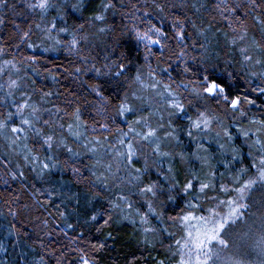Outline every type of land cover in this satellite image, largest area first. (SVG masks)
Wrapping results in <instances>:
<instances>
[{
	"label": "trees",
	"instance_id": "trees-1",
	"mask_svg": "<svg viewBox=\"0 0 264 264\" xmlns=\"http://www.w3.org/2000/svg\"><path fill=\"white\" fill-rule=\"evenodd\" d=\"M32 2L34 0H7L6 6H0V19L3 20L0 23V48L4 49L3 55H0V68L5 67L4 61L12 62L6 66V74L2 77L0 75V85H4L0 88V118L9 111L15 112L14 104L30 98L27 95L31 96L33 104L42 110L41 122L37 128L49 135L54 134L57 142L63 138L67 146L79 155H72L58 143L48 150L34 133H30L28 140L31 139L33 147L37 142L41 144L37 149L32 147L33 155L40 160L52 156V160L46 162L56 165L51 171L38 177L39 168L33 171L31 163L32 168L22 167V153L10 154L7 150L8 136L13 139L10 133L3 140L0 138V244L4 249L0 250V264H81L82 255L89 260V264H181L182 260L189 258L183 255L186 249L180 250L174 242L168 243L165 230L158 226L156 215H147V223L141 222L140 216L148 212V201L153 203L159 216H163L166 223L168 221L169 230H177L180 217L190 210L189 204H213L221 207L222 222L227 224L232 218H237L230 224L233 229L240 230L232 229L229 248L226 250L223 247L225 252L220 255L219 251L218 255H214L210 264H264V182L258 179L259 171L262 170L259 161L264 153L258 154L259 146L249 147L255 139L264 142L263 131L259 135H253L261 125L250 123L253 119L264 120V95L250 90L261 84L260 79L253 77L251 73L264 71V67L242 63L240 49L250 45L253 38L261 41L259 26L250 16L245 20V9L241 7L238 11L239 20L236 17L230 18L232 27H228V21L214 7L218 0H155L164 7L162 13L154 7L153 0H111L114 7L105 13V22L91 21V17L101 10V0H51L54 7L49 8L46 13L30 9L28 4ZM193 3L197 7L203 4L204 7L196 12L191 7ZM228 3L243 5L246 0H228ZM144 12L150 13V16L143 17ZM175 18L185 19L187 36L183 44L172 39V21ZM146 20L168 34V39L162 41L166 45L163 50L159 45H153L149 54L144 44L138 43L134 34L129 31L134 24L142 31L146 30ZM241 20H245L247 28L245 41L239 40V31H233V28L242 31ZM192 22L204 32L203 36L194 35ZM53 23L56 24L55 29L50 32L42 31L51 29ZM61 28H67L68 31L61 32ZM100 28H105L106 31L100 32ZM24 33H28V36L22 42ZM73 35L79 41L75 49L70 45ZM42 38L43 44L38 43ZM234 39L236 43L232 42ZM29 44L33 47L29 48ZM193 44L195 48L192 47ZM181 50L186 55L178 58L177 54ZM120 51H126L129 55V79L119 91L112 88L105 91L109 104L104 108L99 98L91 94L85 85V82L92 83L99 78L95 71L84 69H90L93 65L102 68L108 62L105 60L106 56L115 60ZM145 55H148L147 61L144 59ZM249 55L264 59V55L254 49L249 51ZM202 60L210 71L223 77L225 81L226 73L234 74L236 82L231 88L233 96L247 95L249 99L256 101L254 106L244 105L248 117L234 115L223 102L217 104L211 100H198L180 89L186 98V110L168 117L171 121L167 117L165 120L172 125L174 123L181 130L178 149L191 158L188 169L175 164L174 170L166 175L174 180L167 179L166 186L156 160L149 165L134 163L138 167H132L143 170L147 166L141 187L158 183L167 191L175 182L179 189L173 190L175 199L170 201L167 195H159L157 198L141 196L138 187L127 184L124 168L115 178L110 177L107 189L96 182V176L92 172L99 176L101 171L96 168L93 157L80 151L77 139L68 132V125L74 123V110L80 109L84 124L80 129L82 139H112L118 136V129L127 131L130 124L126 118L116 115V109L125 94L130 98L133 93L144 89L133 82L138 71L143 83L145 76L154 70L156 79L172 84L175 88L176 84L186 83L189 78L196 79L195 73L201 70ZM185 62L191 69L189 73L183 72ZM77 68L82 71L77 73ZM165 68L168 69L167 72L162 71ZM10 70V77L18 82L19 88L13 89V94L8 96L6 75L9 77ZM46 93L51 95H45ZM138 102L143 106L145 104L143 99ZM131 104L133 105L130 102ZM143 106L140 107L144 108ZM163 106L156 107L157 111L164 109ZM198 110L222 119L223 127L219 128V132L226 151L220 148L213 154L209 153L204 147L206 143L198 141L202 136L201 130L194 129L191 137L187 134L188 118L196 119ZM144 111L148 113L151 110ZM166 111L169 113V110ZM44 121L49 123L45 124ZM104 124L111 131L102 128L101 125ZM226 126L231 130L230 142L223 134ZM236 130H249L250 138H235ZM187 139L194 141V151H185L183 142ZM24 143L18 141L11 146L17 148ZM231 147L239 149L238 159H233ZM73 169H79V172H74ZM17 171L25 173L23 180L11 179V174ZM193 176L198 177V180H194L191 192L185 194L183 186ZM248 180H257V183L244 193L239 202L236 189L243 187ZM201 182L210 183L211 187L200 193L198 188ZM225 188L230 190L228 194H223L222 190ZM121 194L129 197V202L133 205L131 209L126 205L122 206L123 211L112 207L110 202H119L117 197ZM229 201L238 206L232 216L225 213ZM10 210L17 215L13 217ZM92 215L97 216L96 221L91 220ZM105 220L109 222L105 224ZM68 225L73 227L69 228ZM10 230L14 232L13 235H9Z\"/></svg>",
	"mask_w": 264,
	"mask_h": 264
},
{
	"label": "snow or ice",
	"instance_id": "snow-or-ice-1",
	"mask_svg": "<svg viewBox=\"0 0 264 264\" xmlns=\"http://www.w3.org/2000/svg\"><path fill=\"white\" fill-rule=\"evenodd\" d=\"M7 0H0V6H6ZM154 7L159 12H164V7L156 3L155 0H153ZM28 7L30 9H39L42 13H46L49 8L54 7V5L51 3V0H34V2L29 3ZM75 7V6H74ZM100 12L99 14L94 15L91 17V21L93 22H105L106 16L105 13L108 12L110 9L114 7V5L111 3V0H108V2H104V0H101L100 4ZM192 8L196 10V12L200 11L201 7H204L203 4L200 5V7H197L195 3L191 5ZM216 11L220 14V16L228 21V27H232V20L231 17H236L239 20V17L237 16L238 11L243 7L245 9L244 17L245 20L250 16L251 19L255 22L256 25L259 26V30L261 33V41L255 40V38L252 39L249 47H244L240 49V53L243 56V64L244 65H260L264 67V59L257 58L254 55H249V51L254 49L257 52H259L261 55H264V0H246V3L241 5L240 3L235 4H229L228 0H218L217 3L214 5ZM134 15V14H133ZM150 16V13L144 12L143 17ZM166 18V17H165ZM137 19H143L142 17H137ZM245 20H241V29L242 31L233 28L234 32L239 31V40L245 41L247 39V28L245 25ZM0 23H3V20L0 19ZM145 23L148 25L146 30H141L138 25H133L129 31L134 34V37L138 43H143L145 49L149 54H151V46L152 45H159L161 47V50H163L166 45L162 42L163 40L168 39V34L164 32L160 27H157L155 24H152L150 20H146ZM192 28L195 29L194 35L197 36H203L204 32L200 31V29L197 27L195 22H192ZM37 27H40L37 25ZM56 28V24L53 23L51 26V29H42V31H48L50 32L52 29ZM81 28H83V25H81ZM172 28L174 29V33L172 36V39H175L180 44H183V42L186 39L187 33L185 30V19L175 18L172 21ZM61 32H67V28H61L59 29ZM100 32L106 31L105 28H100ZM28 36V33H24L21 37V41L23 42L24 38ZM83 39V37L81 38ZM233 43H236V40L234 39L232 41ZM59 43V41H57ZM79 41L76 39L75 35H73V39L70 41V45L72 49H75ZM29 48L33 47V45L29 44ZM193 48H195V44L192 45ZM49 49H45V51H48ZM115 51V49L113 50ZM4 49L0 48V55H3ZM186 55V52L184 50H181L178 54V58H183ZM145 61L148 60V55H145L144 57ZM192 59H195L193 57ZM105 60L108 62L105 63L102 68H96L95 65L92 66L90 69H84L85 71H95L96 77L99 78L95 80L92 83L85 82L86 87L88 88L89 92L91 94H94L96 97L99 98L100 104L102 107L107 108L109 104V99L104 95L105 91L108 88H112L114 90L119 91L122 84L126 82L129 77L127 76V63L130 62L129 55L126 51H120L119 55L116 57L115 60L110 59L109 57H105ZM87 61L85 60V63ZM11 61H4L5 67L11 64ZM186 66L183 68L184 73H189L191 71L190 67ZM14 67V65H12ZM215 66L213 65L212 68ZM82 69L77 68L76 72L80 73ZM162 71L167 72L168 69L165 68ZM6 72L4 71V68H0V75H5ZM253 77L259 78L261 81V84L256 85L255 87H252L250 90L252 92H257L258 94L264 95V71H261L259 73L253 72L251 73ZM149 76L152 78V82L148 85H145L143 83V80L141 78V75L138 71L137 75L134 77L133 82L138 83L141 85V87H151L155 92L156 95L159 96L163 102L164 105H166V110H169V116H175L180 113H184L186 110V105L184 100L186 99L183 95L180 89H183L184 92H187L190 96L194 97L198 100H211L219 104L220 102L225 103L228 108L231 109L232 113L238 114L241 118H247L248 112L245 109L244 105L248 106H254L256 101L253 99H249L247 95L241 96L240 94H237L233 96L231 94V88L236 82V78L233 73H226L227 81L221 76H217L214 74V72L209 70V67L204 61H201V70L195 73L196 79L193 80L189 78L188 82H181L180 84H176V87L173 88L172 84L165 83L162 80H158L155 78L154 70L149 72ZM171 79V77H169ZM248 83H251L250 81H247ZM175 83V81H173ZM4 85H0V88H3ZM9 91L7 93L8 96H11L12 90L19 88V84L16 80H10L7 85ZM45 95H51V93H46ZM133 96L136 99H139L140 97L137 96L135 93H133ZM188 103H191V101H188ZM15 112H7L5 114H2V118H0V134H7L10 132L12 134V143L16 144L18 141H24V156L23 159L26 164L31 163L33 168V171H36L37 168H39V172L37 173L38 177H42L46 172L51 171V168L56 167L55 163H52L51 165L46 161H51L52 156H47L45 160H40V158L36 155H33V150L28 147L26 141L29 139V134L34 133L37 138H39L42 141V146H46L48 150H51L54 146V144H57L59 146H63L66 151L69 153H72L74 156H78L79 153L73 152V149L68 147L65 143L64 139L61 138L58 142L54 140V134L49 135L47 133L42 132L40 128H37L36 125L41 122V108L36 106L35 104L30 103V98L24 99L22 103H15ZM45 111H48L45 109ZM136 109L130 105L129 97L127 93L124 96V99L121 101L119 106L116 109V115L120 117H124L127 113L135 112ZM74 116V123L68 125V132L70 135L75 137V139L80 140L83 133L80 131L84 127L83 121L81 120V114L80 109L76 108L73 113ZM18 118V123H15V121ZM189 128L187 134L191 137L193 136V130H207L209 129L210 125L212 124L215 117H211L210 114H207L206 112H201L198 110V115L196 119H193L192 117H189ZM45 124H48V121H44ZM250 123L252 124H259L261 125V128L257 129V133H253V135H256L260 133L261 131H264V120H250ZM140 127L141 130H137V127ZM60 128H63V125L59 126ZM102 128L111 131L108 128L107 124L101 125ZM163 127V125H159L158 127H152L148 119L145 117H141L138 120L133 121L131 124L128 125V131L124 132L123 130L118 129V139L116 143L119 147H114L113 145L109 144L108 147L111 148V155L114 157V161L116 164L117 171L121 167H123L126 170V176H127V184L132 185L135 187H138L139 194L141 196H150L152 198H157L159 195H167L168 199L174 200L175 196L173 195V190L176 189L179 191V189L176 188L175 182H173L170 187L165 191L162 186H160L158 183H150L146 186L141 187L140 184L142 183V176L145 172H147V166L142 170L139 168H132V165L134 163L135 158H137V152H138V145L141 141L148 143L149 145H155L152 149L153 153L158 157H166L169 156V153L163 152L161 150V138L158 136V130L159 128ZM168 127L171 129L167 132V138L168 139H178V137L175 135L176 130L172 128L171 124L168 125ZM224 137L227 138V140L230 142L232 140V136L230 132L225 128L224 130ZM219 135V133L217 134ZM242 135L246 138H250L249 130H243ZM130 137V138H129ZM105 141L100 140H93L89 141L88 144H85L84 147L88 149L89 152L96 154L97 147H89L90 144H95L99 148L104 147ZM259 146L257 151L259 153H264V142H262L261 139H255L252 141V143L249 145L250 149L253 147ZM219 147L222 150H225V145L220 144ZM231 151L234 153L233 159L239 158V149L235 147H231ZM251 154V153H250ZM200 157H198L199 159ZM181 159H183V156H181ZM97 164L100 163V160L96 161ZM262 170L259 171V177L258 179L262 182H264V156H261V159L259 161ZM7 167V166H5ZM113 164L109 163L105 166V170L108 173V175H105L104 173H101V175L97 176L96 172H92L93 176H96V182H99L104 188H108V181L110 177L115 178L116 173L112 172ZM74 172H79V169H73ZM169 173H171V169H169ZM23 180L25 178V173L23 171H17L11 174L12 180L17 179ZM166 179H172L170 175L166 177ZM194 180H198V177L193 176V179H189L187 183L183 186V192L185 194H189L191 190L194 188ZM257 180H248L243 187L236 189V191L240 194L241 197H243L244 193L254 187L256 185ZM119 187V185H117ZM211 187L210 183H199L198 191L200 193H203L206 189H209ZM49 195L51 193L49 192ZM99 195V194H97ZM95 198V197H94ZM117 200L119 202H110L112 203V207L114 209H121L123 211V205H126L127 208L131 209L133 205L129 202V197L121 194L117 197ZM230 205H233L232 210L230 213L235 212L236 206L233 201L228 202ZM189 207H194V205L189 204ZM147 208L148 212L145 213V215L140 216L142 223H147L146 216L147 215H158V213L154 210L153 203L151 201L147 202ZM10 214L15 217L17 213L15 211L10 210ZM63 215V214H61ZM137 215H140L139 212H137ZM127 218V217H125ZM111 217H109V220ZM183 220L188 221L190 219H194V217L189 215H185L182 217ZM200 219H203L202 217ZM92 221L97 220L96 215L91 216ZM109 220H105L104 223L107 224ZM69 228L73 227V225H68ZM13 228H15V225H13ZM219 229L223 228V222L219 223V225H216L212 227L211 229H206L203 239L200 238V236L196 237V247L203 252L204 259H200L199 256H197L196 264H208V260L210 259V256L208 255V252L204 251L206 245L216 237L217 231ZM146 231H152L151 229H146ZM13 231H9V235H13ZM189 237H191L192 233H188ZM180 244V241H177V245ZM184 247H187V245H184ZM0 250L3 249V245L0 244ZM81 264H89V260L86 259L83 255L80 257ZM181 264H192L191 257L189 256L188 260H182Z\"/></svg>",
	"mask_w": 264,
	"mask_h": 264
},
{
	"label": "rangeland",
	"instance_id": "rangeland-1",
	"mask_svg": "<svg viewBox=\"0 0 264 264\" xmlns=\"http://www.w3.org/2000/svg\"><path fill=\"white\" fill-rule=\"evenodd\" d=\"M41 40V39H40ZM44 39L42 38L41 41H38V43L43 44ZM153 46V45H152ZM247 46V45H246ZM249 47V45L247 46ZM253 50V49H252ZM250 50V52L252 51ZM9 66V65H8ZM257 66V65H256ZM260 67V66H258ZM4 71L6 70V67H3ZM11 70L9 72V77L8 75H6V82L13 80L11 77ZM2 77V75H1ZM152 82V78L147 74L145 76V85H148ZM144 89H140L138 92H135V94L137 96H139V99H136L134 96H131L129 98V101L131 103H133V105L131 104V106H133L136 111L135 112H130L129 114L127 113L124 118H126V120L131 124L133 121L140 119L141 117H145L148 119L149 124L152 127H158L159 125H163V127L159 128L158 130V136L161 138L160 143H161V150L163 152H167L169 153V156L166 157H158L156 156L152 149L155 146L153 145H149L146 142L141 141L138 145V152H137V158H135L134 163L136 164H150L153 162V160H156V164L159 165V167L161 168V175H162V181L163 184L168 186V181L166 179V175L169 173V169L174 170L173 168L175 167V164H179L181 165V167L188 169L189 164L192 162L191 158L188 156V154H182L181 150H179V145H180V141H179V136L181 133V130L176 128V126L172 125L171 118L169 116V113H167L166 108L161 100V98L159 96L156 95V92L151 88V87H143ZM143 93V94H142ZM30 97V103L33 104V97ZM145 101L144 106L142 104H140L138 101L141 100ZM138 100V101H137ZM19 103L21 102L20 100L18 101ZM139 104H136V103ZM10 103H13V101H10ZM160 105H164V109H159V111H157L156 107L160 106ZM140 106H143L144 108H141ZM148 110L150 112L147 113V111L144 110ZM128 117H130L129 119H127ZM170 119V121L165 120V118ZM222 119L220 117L215 118L212 122V124L210 125L209 129L207 130H201V137L199 138V142H204L206 143V146H204L209 153H214L217 152L218 149H220L219 145L223 144L221 141V136H220V132H219V128L223 127L222 124ZM168 121V122H167ZM15 123H18V118L15 121ZM171 124L172 128H174L176 130L175 135L178 137V139H168L167 138V132L170 131L171 129L168 127V125ZM38 125V124H37ZM36 125V127H37ZM216 125V126H214ZM39 126V125H38ZM225 128H227V130L230 132L231 134V130L230 127H224L223 130H225ZM137 130H141L140 127H137ZM128 131V130H127ZM124 131V132H127ZM264 132V131H263ZM10 133V132H9ZM219 133V135H217ZM250 133V132H249ZM257 133V131H256ZM251 134V133H250ZM10 135L12 136V134L10 133ZM259 135V133L257 134ZM5 136V134L0 135L1 140H3V137ZM235 138L236 137H241L246 139V137H244L242 135V132H239L238 130H236V134H234ZM264 136V134H263ZM9 139H7L9 141V143H7L8 146H6L9 151V153H15L18 152V154H25L24 152V148L23 146H17V148L12 147V139L10 138V136H8ZM130 138V137H129ZM81 140H77L76 142L77 147L80 149V151L84 154L90 155L91 157H93L94 163L96 164V168L99 169V171H101V173L103 172L106 175V170H105V166L109 163L113 164V168H112V172L114 173H118L120 171H122L123 167H121L119 169V171H117L116 168V164L114 161V157L110 154L111 153V148L108 147L109 144L113 145L114 147H119L118 144L116 143L118 136L114 137V138H110V139H106L104 140V147L103 148H99L97 145L95 144H90L89 147H97V152L96 154H93L91 152L88 151L87 148L84 147L85 144H88L89 141H93L90 139L85 140L86 138ZM101 141V140H100ZM24 143V141H22ZM27 145L29 148L32 149L33 147V143L30 140H27ZM184 147H185V151L189 152L191 150L194 151V141L192 139H187L183 142ZM35 145V142H34ZM56 145V144H55ZM41 144L39 142L36 143V146L33 147L34 148H38L40 147ZM22 148V149H21ZM14 152H13V151ZM19 150V151H17ZM227 149L225 148V151ZM226 155V154H225ZM181 156H183V159H181ZM22 160V167H24L25 169L28 168H32V166L28 163L26 164L24 159L21 158ZM100 160V163L97 164L96 161ZM133 163L132 167H138L137 165H135ZM177 164V165H178ZM104 167V169H103ZM124 171L126 172V170L124 169ZM100 173V172H99ZM108 174V173H107ZM165 189V188H164ZM223 194H228L230 192V190L228 189H223L222 190ZM237 197V196H236ZM241 196L239 194V202H240ZM141 201V200H140ZM139 201V202H140ZM138 202V203H139ZM235 204V202H234ZM192 205V204H191ZM236 209L238 208L237 204H235ZM233 205H227L226 209H225V213L228 216H232L233 212H231ZM156 211V210H155ZM222 208L221 207H215L213 204H199V205H194V207H190V210H188L187 212H185V214H183L180 217V221L179 223H177L176 225V229L177 230H169L168 229V221L167 223L165 222V218H163V216H159L158 215H153L155 217H157V222H158V226H160L162 229L165 230V235H166V240L168 241V243H173L175 244V246H177L178 249L180 250H184L186 249V251H184L183 255L186 256H190L191 260H192V264H196V259L197 256L200 257V259H204V255L203 252H201L197 247H196V237L200 236L201 239H203L204 233L206 229H211L212 227L219 225V223H222ZM191 214L192 217H194V219H190L188 221H185L182 219L183 216L185 215H189ZM162 217V218H161ZM203 219H200V218ZM136 218V214L134 213L133 215V219ZM237 218H232L230 220V222H228L227 224L223 222V228L219 229L217 231V235L214 239H212L204 249V251L208 252V255L210 256V259L208 260V264H210L211 262V258L214 255H218V252L220 253V255L223 254V247H225V249L227 250L229 247V242L230 239H232V231L235 230L232 228L230 223L235 222ZM234 228H236V226H234ZM233 229V230H232ZM163 230V231H164ZM237 231L240 230V228H236ZM235 230V231H236ZM191 232L192 235L191 237H189L188 233ZM177 233V234H176ZM175 235V236H174ZM223 235H225V237H223ZM177 241H180V244L177 245ZM184 245H187V247H184ZM180 255V254H179ZM188 259H185V261Z\"/></svg>",
	"mask_w": 264,
	"mask_h": 264
}]
</instances>
